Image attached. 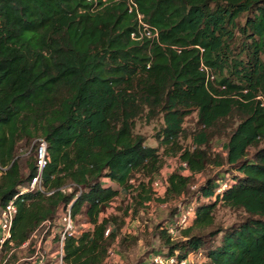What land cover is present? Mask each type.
I'll return each mask as SVG.
<instances>
[{"label":"trees","instance_id":"trees-1","mask_svg":"<svg viewBox=\"0 0 264 264\" xmlns=\"http://www.w3.org/2000/svg\"><path fill=\"white\" fill-rule=\"evenodd\" d=\"M139 16L156 37L140 36ZM141 121L159 123L157 147L137 132ZM39 139L46 192L18 200L7 264L69 211L82 227L66 238L65 264H107L110 248L139 241L122 235L130 210L178 204L212 167L225 184L206 178L182 240L161 224L154 254L264 264V0H0V210L37 175ZM216 139H226L223 152H213ZM23 147L33 151L25 171ZM166 157L187 173L169 174L160 197L153 182ZM122 191L134 207L107 216ZM219 206L242 215L224 227Z\"/></svg>","mask_w":264,"mask_h":264},{"label":"rangeland","instance_id":"rangeland-1","mask_svg":"<svg viewBox=\"0 0 264 264\" xmlns=\"http://www.w3.org/2000/svg\"><path fill=\"white\" fill-rule=\"evenodd\" d=\"M196 119L195 117H190L187 120L186 128L191 130L195 126ZM159 128L158 122H152L150 124L141 121L137 125V132L144 135L147 138V144L151 147H157L159 145L158 141L155 139L157 130ZM226 139H216L212 143L213 152H223L225 150ZM190 142L187 141L184 143L185 146L189 145ZM33 147L37 148V143H33ZM163 151V149L161 150ZM33 151L23 147L19 150V155L22 158V167L23 170H26V162L32 156ZM253 152V149L251 150ZM176 170H180L184 173H187L186 168L180 164V161L174 157H166V164L161 172L159 177L162 179H167L168 175L173 173ZM221 169L210 168L205 175H199L197 177V183L192 186H199L203 183L206 178L218 176L223 178V181L220 185L225 184L226 179ZM222 170H227V167H224ZM106 184H109V181H105ZM155 191V190H154ZM162 190H158V192ZM156 192V191H155ZM190 197L182 199L178 204H160L158 201L152 202L145 209L140 208L138 211L130 210V213L125 217V226L122 229V235L124 236H136L139 241L136 246L130 248L129 250L123 251L121 248L117 247V252L114 257L107 260V264H144L156 250H161L163 248L162 240L160 239L157 227L161 224H171L175 223L179 216L177 215L178 211L182 212L183 210H188V208H195L198 204H202L205 201H198L199 194L197 190H190ZM159 196V194L156 192ZM134 207L131 203V198L125 193L121 192L120 197L107 209L106 215H118L123 216L124 211L129 207ZM179 209V210H178ZM176 210V214L171 215L173 211ZM242 215L241 212H235L226 207L219 206L216 212V221L218 224L223 225L224 227H229L232 224L236 223L239 216ZM78 220H82L81 217ZM81 222V221H80ZM59 224L58 222H56ZM82 224L78 223L77 228H81ZM114 228L113 225H111ZM38 236V235H37ZM39 240V237H38ZM177 240H182L180 235H178ZM23 251L19 252L18 259L24 257ZM195 261H201L202 258L199 257L194 259ZM193 260V261H194Z\"/></svg>","mask_w":264,"mask_h":264},{"label":"built area","instance_id":"built-area-1","mask_svg":"<svg viewBox=\"0 0 264 264\" xmlns=\"http://www.w3.org/2000/svg\"><path fill=\"white\" fill-rule=\"evenodd\" d=\"M139 20L141 26H143L140 33L141 37L154 38L157 36V33H154L148 25L142 22V16H139ZM133 38H136V34L133 35ZM36 143L37 175L29 184L20 186L18 194L4 209L0 210V264H7L12 254L17 250L13 248L11 251H4L6 244L9 243L12 246V229L17 214L18 200L29 192H46L43 184V174L48 164V144L43 139H39ZM183 166L186 168L185 164ZM4 170L0 165V174ZM166 187L167 180L162 179V177L156 178L153 182V188L160 197H163L165 194ZM191 189L197 190L198 187L192 186ZM158 190H162V192H158ZM194 217L195 208H188V210H183L180 213L175 223L168 225V232L174 240L178 238L180 230L192 223ZM111 231L112 226H109L105 235L109 236ZM75 234H78V231L70 211L61 215L57 221H46L32 234L28 241L18 248L20 252L23 251L26 255L19 258L15 264H65L64 243L67 237H72ZM56 235L59 237L58 241L55 240ZM34 242H36L35 245H33ZM116 252L117 249L115 247L110 248L107 260L114 257ZM194 259L192 256L188 259H180L179 252L177 251L173 255L166 253L152 254L144 264H190Z\"/></svg>","mask_w":264,"mask_h":264}]
</instances>
